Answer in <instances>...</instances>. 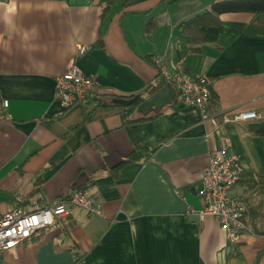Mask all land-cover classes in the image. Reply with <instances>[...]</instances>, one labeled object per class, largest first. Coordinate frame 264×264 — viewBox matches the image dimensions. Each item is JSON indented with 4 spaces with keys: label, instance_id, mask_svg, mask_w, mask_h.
<instances>
[{
    "label": "crops",
    "instance_id": "crops-1",
    "mask_svg": "<svg viewBox=\"0 0 264 264\" xmlns=\"http://www.w3.org/2000/svg\"><path fill=\"white\" fill-rule=\"evenodd\" d=\"M215 0H0V211L31 210L83 190L103 216L74 207L56 227L5 253L0 264H264V193L238 182L253 233L227 240L217 220L199 221L200 178L223 137L241 171L264 178V12H225L221 33L199 53L180 23ZM158 19L151 36L146 21ZM83 47V53H79ZM208 78V117L169 91L125 122L115 99L148 98L154 56ZM71 63L98 88L62 107L55 79ZM163 87V86H162ZM161 87V88H162ZM158 91V90H157ZM155 93V92H154ZM254 110L259 119L224 123ZM135 161L122 164L133 152Z\"/></svg>",
    "mask_w": 264,
    "mask_h": 264
},
{
    "label": "built area",
    "instance_id": "built-area-1",
    "mask_svg": "<svg viewBox=\"0 0 264 264\" xmlns=\"http://www.w3.org/2000/svg\"><path fill=\"white\" fill-rule=\"evenodd\" d=\"M84 48L79 47V53ZM154 63L161 77L171 84L175 98L182 105L199 109L202 117H208L210 85L203 74H189L179 62L166 61L162 55H155ZM98 88L94 77L84 74L81 69L71 63L66 70L55 79L54 98L64 107L85 104L87 96ZM9 101L0 90V118L7 115ZM258 111L249 110L222 115L224 123H241L259 119ZM241 168L238 156L229 150L223 137H219L218 147L210 154L203 167L200 178L199 196L201 207L190 209L201 221L206 217L217 220L227 240L239 241L244 233H253L254 228L244 199L230 193V189L239 179ZM76 207L87 215L103 216L101 206L92 201L83 190L74 189L67 196L52 200L46 205H36L31 210L14 207L0 211V259L18 245L43 231L57 226L61 218L67 217Z\"/></svg>",
    "mask_w": 264,
    "mask_h": 264
},
{
    "label": "trees",
    "instance_id": "trees-1",
    "mask_svg": "<svg viewBox=\"0 0 264 264\" xmlns=\"http://www.w3.org/2000/svg\"><path fill=\"white\" fill-rule=\"evenodd\" d=\"M117 0H99V2L106 3L107 7L111 6ZM225 12H249L252 14H259L264 12V0H215L213 4L205 9L202 13L190 17L180 23L181 30L190 36V44L193 46L189 49V52L199 53L200 44L205 42H213L217 36L221 33H231V31L225 29L220 20L219 15ZM158 19L149 18L146 21V33L147 36H151L156 30L158 25ZM165 80L158 73L157 82L155 86L149 90V94H153L159 90L164 84ZM125 97L127 99L132 98ZM215 95L210 89L209 105L215 103ZM144 99L138 97L133 103L129 105H122L124 111L122 113L125 122H136L143 119H152L158 117L161 113L156 112L154 114L143 115L135 118L134 116L139 104ZM138 152H133L122 164L135 161L138 158ZM240 182L250 189L257 190L260 193H264V178L253 174L245 173L241 171L237 183Z\"/></svg>",
    "mask_w": 264,
    "mask_h": 264
},
{
    "label": "water",
    "instance_id": "water-1",
    "mask_svg": "<svg viewBox=\"0 0 264 264\" xmlns=\"http://www.w3.org/2000/svg\"><path fill=\"white\" fill-rule=\"evenodd\" d=\"M173 88L171 86L170 83L166 82L162 88H160L158 91H156L155 93L151 94L148 98H146L145 100H143L139 106V108L142 111H147V108H150L151 106H155V109H159L163 104H165L166 102H162V100L165 98V96L169 93V91H172ZM138 98V96H134L132 98H117L115 99L116 103H120L122 105H129L131 103H133L136 99Z\"/></svg>",
    "mask_w": 264,
    "mask_h": 264
}]
</instances>
